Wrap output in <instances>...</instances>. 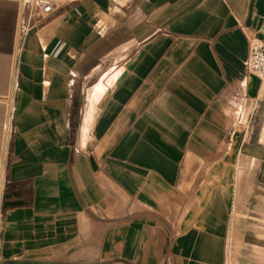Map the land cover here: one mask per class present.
Returning a JSON list of instances; mask_svg holds the SVG:
<instances>
[{"label":"crops","instance_id":"1","mask_svg":"<svg viewBox=\"0 0 264 264\" xmlns=\"http://www.w3.org/2000/svg\"><path fill=\"white\" fill-rule=\"evenodd\" d=\"M48 2L0 0V264H264V0Z\"/></svg>","mask_w":264,"mask_h":264},{"label":"built area","instance_id":"2","mask_svg":"<svg viewBox=\"0 0 264 264\" xmlns=\"http://www.w3.org/2000/svg\"><path fill=\"white\" fill-rule=\"evenodd\" d=\"M33 1L34 0H20L23 7H27ZM42 1H45L42 12L44 14H50L53 11L52 4L49 3L48 0ZM248 68L264 82V37H253L250 39Z\"/></svg>","mask_w":264,"mask_h":264},{"label":"rangeland","instance_id":"3","mask_svg":"<svg viewBox=\"0 0 264 264\" xmlns=\"http://www.w3.org/2000/svg\"><path fill=\"white\" fill-rule=\"evenodd\" d=\"M264 227H260V230L262 231ZM246 232V227L243 228V233ZM237 233V232H236ZM236 238V235L235 237ZM232 245L234 246L233 247V250H236V245H237V242L234 240ZM60 257H61V254L60 253H55V254H52L50 256H48L46 258V260L44 261H47V264H62L60 263ZM71 260L74 261V256L72 258H70ZM10 264H39L38 262H31V263H28V262H24V261H14ZM65 264V263H64ZM87 264H103V262L101 261H96V262H93V263H87Z\"/></svg>","mask_w":264,"mask_h":264},{"label":"water","instance_id":"4","mask_svg":"<svg viewBox=\"0 0 264 264\" xmlns=\"http://www.w3.org/2000/svg\"><path fill=\"white\" fill-rule=\"evenodd\" d=\"M12 197V195L8 194L6 195L5 199H10ZM20 204H23L21 202H6V206H17V205H20Z\"/></svg>","mask_w":264,"mask_h":264}]
</instances>
